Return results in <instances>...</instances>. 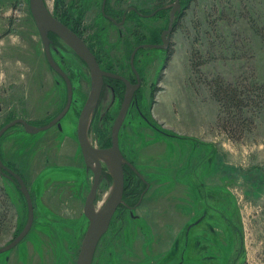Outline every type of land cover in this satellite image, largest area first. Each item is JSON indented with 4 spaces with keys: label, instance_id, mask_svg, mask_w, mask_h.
I'll list each match as a JSON object with an SVG mask.
<instances>
[{
    "label": "rangeland",
    "instance_id": "1",
    "mask_svg": "<svg viewBox=\"0 0 264 264\" xmlns=\"http://www.w3.org/2000/svg\"><path fill=\"white\" fill-rule=\"evenodd\" d=\"M102 2L47 0L52 13L88 41L103 68L131 78L134 46L160 41L176 0H109L107 14L120 11L118 19L130 5L141 11L128 14L122 27L104 17ZM170 40L168 50L141 48L136 55L144 80L120 130L121 151L146 177L147 191L136 218L126 208L117 212L93 264H180L182 252V264H264V105L233 140L209 88L214 79L264 84V0H181ZM60 41L52 54L74 86L61 127L30 134L18 124L0 140L1 158L23 176L35 209L30 233L0 254V264H77L89 227L84 206L94 170L85 164L77 131L91 74ZM110 87L89 130L98 148L112 145L121 108V96ZM66 102V83L46 59L29 0H0V129L18 118L45 126ZM104 168L110 175L100 184L97 208L114 183L112 168ZM208 204V217L191 234L206 225L215 232L195 235V244L183 248L184 235ZM28 216L17 183L0 171V248L23 231Z\"/></svg>",
    "mask_w": 264,
    "mask_h": 264
},
{
    "label": "water",
    "instance_id": "2",
    "mask_svg": "<svg viewBox=\"0 0 264 264\" xmlns=\"http://www.w3.org/2000/svg\"><path fill=\"white\" fill-rule=\"evenodd\" d=\"M31 13L34 21L40 32L46 58L51 68L55 70L65 81L67 86V102L60 113L47 125L36 127L30 124L28 121L18 118L12 122L6 124L0 129V140L2 136L12 127L21 124L25 127L27 133L37 134L39 132L47 131L55 126L61 127V121L69 113L73 98L74 87L73 82L69 75L61 68V66L55 61L51 52L50 34L53 33L62 39L87 65L91 74V91L85 106L81 112L77 136L79 144L84 156V161L88 169L94 170V179L92 188L86 199L84 206V214L89 220V227L81 245L80 253L78 256L77 264H93L94 257L98 248V245L103 236L108 232L110 224L123 203L124 196V165L129 164L121 151L119 143V134L122 124L127 116V113L132 105V101L135 97L136 90L141 85V78L135 66V56L141 48H159L167 49L169 47V36L173 29L174 16L181 9V0H176V4L171 13L169 30L163 34V44H143L134 50L131 56V67L137 77V84L133 85L125 77L114 74L112 72L105 71L101 68L96 56L85 43V41L66 26L63 22L58 20L50 10L47 0H29ZM166 35H169L166 37ZM111 78L121 80L126 84L125 97L122 103L121 110L118 117L115 120L112 129V146L108 148H98L94 146L89 139V130L93 117L100 102L104 87L105 79ZM104 164L112 168V177L114 180L112 192L108 200L97 209V196L99 186L101 183V177L103 174ZM0 171H8L16 180V183L24 195L28 205V221L23 231L8 245L0 248V254L8 252L17 247L30 233L34 220L35 209L32 195L22 175L11 170L3 161L0 156Z\"/></svg>",
    "mask_w": 264,
    "mask_h": 264
},
{
    "label": "flooded vegetation",
    "instance_id": "3",
    "mask_svg": "<svg viewBox=\"0 0 264 264\" xmlns=\"http://www.w3.org/2000/svg\"><path fill=\"white\" fill-rule=\"evenodd\" d=\"M108 1L109 0H103V2L101 3L102 4V11H103V15H104V17L105 18H107L111 23H113L114 25H116L117 27H122V26H124L125 25V23H126V19L128 18V14H130L131 12H138V13H140L141 11L139 10V8L138 7H135V6H128L126 9H125V11H124V13H122L121 15V18L120 19H118L119 18V16L118 15H116V14H118V13H120V11H117V13H115V14H111V15H109V14H107V4H108ZM181 10V9H180ZM180 12V11H179ZM53 15L58 19V20H60L61 22H63L66 26H68L71 30H73L76 34H78L84 41H85V43L88 45V47L91 49V51L94 53V55L96 56V58H97V60H98V62H99V64H100V66H101V68L103 69V70H105V71H108V72H112V73H114V74H117V75H120V76H123V77H125L127 80H129L133 85H136L137 84V77H136V74H135V72H134V69L131 67V70H132V72H134L133 74H134V76L133 75H131V78L130 77H128V76H126V75H124L123 73H121V72H118V71H110V70H107V69H105V68H103L102 67V65H101V62H100V60H99V58H98V56L96 55V52L94 51V49L90 46V44L88 43V41H86L79 33H78V31H76L71 25H69V23L67 22V21H62L61 19H60V17H58L56 14H54L53 13ZM143 16H145V15H143ZM147 17V16H146ZM171 18V17H170ZM38 28V27H37ZM169 30V29H168ZM165 31H167V30H165ZM165 31H163L162 32V34L160 35V43L159 42H157V43H154V44H163L164 43V41H163V34L165 33ZM171 34H172V32H171ZM171 34H170V36L169 35H166V37H168L169 36V42L171 43V40H170V38H171ZM50 38H51V40H52V43H51V47L53 46V44L54 43H56V41H63L62 39H60L58 36H56L55 34H53V33H51L50 34ZM42 39V38H41ZM60 41V42H61ZM43 42V41H42ZM145 44V43H144ZM147 44H150V43H147ZM44 45V44H43ZM140 45H143V44H140ZM140 45H138V46H140ZM137 45L136 46H134V48H133V52H134V50L136 49V47H138ZM169 47H170V44H169ZM169 47L167 48V49H165V50H168L169 49ZM44 52H45V49H44ZM51 52H52V48H51ZM139 52V51H138ZM137 52V53H138ZM74 54L78 57V59L87 67V65H86V63L74 52ZM53 55V54H52ZM45 56H46V54H45ZM132 56V55H131ZM47 59V58H46ZM48 61V60H47ZM56 61V60H55ZM57 62V61H56ZM135 62H136V56H135ZM50 65V64H49ZM130 65H131V58H130ZM136 66V65H135ZM62 68V67H61ZM63 69V68H62ZM138 71V70H137ZM138 73H140L139 71H138ZM142 73H140V78H141V85H140V87L136 90V94H135V97H134V99H133V101H132V105H133V103H136L137 101H138V99H139V91H140V89H141V87H142V84H143V80H144V77L141 75ZM108 84H110V85H113L112 87H110V85H108ZM110 87L111 88V90L114 92V95H116V94H119L120 95V93L121 92H123V95H122V97H121V107H122V103H123V100H124V97H125V92H126V84L123 82V81H121V80H116V79H111V78H106L105 79V87H104V90H103V93H102V96H101V99H100V101L103 99V96H104V93L106 92L105 90H106V87ZM74 87V86H73ZM99 105H100V102H99V104H98V107H99ZM131 105V106H132ZM97 107V108H98ZM130 109H131V107H130ZM130 109H129V111H130ZM120 110H121V108H120ZM128 111V112H129ZM120 112V111H119ZM128 114V113H127ZM119 115V114H118ZM118 117V116H117ZM127 117V116H126ZM94 119V118H93ZM119 143H120V134H119ZM111 144H112V135H111ZM112 146V145H111ZM111 146H109V147H111ZM106 148H108V147H106ZM121 148V147H120ZM124 155V154H123ZM125 157V156H124ZM128 163L129 164H125L124 165V174H125V181H124V186H125V190H124V196H123V203L120 205V207L121 206H123V207H125L126 209H128V210H131V217L132 218H136V216H135V214H134V212H135V210L137 209V206H138V204H140L142 201H143V197H144V195H145V193H146V191H147V188H148V185H149V183H148V181H147V179H146V177H144L143 175H142V171L140 170V169H138L139 167L136 165V163H134L132 160H131V163L128 161ZM135 164V166H134V164ZM133 164V165H132ZM10 168V167H9ZM11 170H13L12 168H10ZM14 172H16V173H18L17 171H15V170H13ZM141 171V172H140ZM1 174L4 176V177H7V178H9V179H11V180H13V181H15L16 182V180H15V178L8 172V171H4V173L3 172H1ZM18 174H20V173H18ZM21 175V174H20ZM107 175H110L108 172H107V170L104 168V166H103V174H102V177H101V182L103 181V179L104 178H106L107 177ZM127 176H129V177H131V179L129 178H127ZM112 179H113V177H112ZM113 182H114V180H113ZM101 184V183H100ZM204 186H206L205 184H203ZM100 187V186H99ZM129 187H131V205H128L127 204V202H126V200L124 199V197H125V194H126V188H129ZM135 188H139V190H138V192L135 190ZM120 207L118 208V210L120 209ZM206 209L207 210H205V211H203V213H202V216H200L197 220L198 221H195V223H192L191 225H190V227L188 228V231H187V233L184 235V237H183V231H181V232H179V235H181L183 238H184V243L182 244L183 245V248H185V242H186V246H189L190 245V243L191 244H195V240H196V238H195V235H210V234H213V232H215V228L214 227H212V226H210V225H206L204 228H199V232H198V234H191V230H192V228H195V227H198V226H200V224L202 223V221H204V219L206 218V217H208V214L210 213V208H209V204L207 205V207H206ZM118 210H117V212H118ZM117 212H116V214H117ZM116 214H115V216H116ZM115 216H114V218H115ZM113 218V219H114ZM113 221V220H112ZM111 225H112V222H111V224H110V227H111ZM110 229V228H109ZM203 230H205V231H203ZM197 231V230H196ZM108 233V232H107ZM106 235V234H105ZM181 236H180V238H181ZM104 237V236H103ZM193 237V238H192ZM180 238H178V240H177V245L178 246H180L181 245V243L179 242V240H180ZM203 238H204V236H203ZM102 240V239H101ZM210 240V239H209ZM209 240H207L206 241V244H208V241ZM101 242V241H100ZM100 244V243H99ZM196 244H198V246H201L202 245V243H201V241H196ZM205 245V244H204ZM203 245V246H204ZM183 253L184 252H182V255H181V261L179 262L180 264H182L183 263V258H184V256H183Z\"/></svg>",
    "mask_w": 264,
    "mask_h": 264
},
{
    "label": "trees",
    "instance_id": "4",
    "mask_svg": "<svg viewBox=\"0 0 264 264\" xmlns=\"http://www.w3.org/2000/svg\"><path fill=\"white\" fill-rule=\"evenodd\" d=\"M62 21L65 22V20ZM154 37L157 38L159 35H154ZM137 40L139 41V39ZM140 44L144 43H138L137 46ZM209 88L213 98L220 106L219 121L222 122V128L227 133L229 132L231 139L237 140V134H243V130L254 123L253 117L250 116L253 114L252 111H255L260 104L264 105V84L251 86L246 83L245 85L239 83L238 85H233L232 83L224 82L222 79H214L209 83ZM122 95L123 92L120 93L121 97ZM135 190L138 192L139 188ZM124 199L128 205H131V189L126 188ZM121 209L124 210L125 207L121 206L118 213Z\"/></svg>",
    "mask_w": 264,
    "mask_h": 264
},
{
    "label": "bare ground",
    "instance_id": "5",
    "mask_svg": "<svg viewBox=\"0 0 264 264\" xmlns=\"http://www.w3.org/2000/svg\"><path fill=\"white\" fill-rule=\"evenodd\" d=\"M102 205V204H101ZM98 209V208H97Z\"/></svg>",
    "mask_w": 264,
    "mask_h": 264
}]
</instances>
